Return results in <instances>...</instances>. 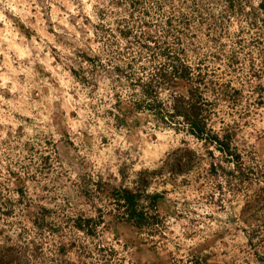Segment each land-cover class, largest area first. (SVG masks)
Masks as SVG:
<instances>
[{
	"label": "rangeland",
	"instance_id": "374dc122",
	"mask_svg": "<svg viewBox=\"0 0 264 264\" xmlns=\"http://www.w3.org/2000/svg\"><path fill=\"white\" fill-rule=\"evenodd\" d=\"M153 41L181 43L216 84L211 126L232 134L242 178L129 103L115 68L147 66ZM179 148L200 162L148 179L157 231L118 220L110 193ZM6 250V264H264V0H0Z\"/></svg>",
	"mask_w": 264,
	"mask_h": 264
},
{
	"label": "trees",
	"instance_id": "16d2710c",
	"mask_svg": "<svg viewBox=\"0 0 264 264\" xmlns=\"http://www.w3.org/2000/svg\"><path fill=\"white\" fill-rule=\"evenodd\" d=\"M120 35L125 38L127 33L120 32ZM151 43L153 47L140 46L150 53L147 66L139 64L134 68L137 62L133 60V64H125L124 70L115 68L116 77L125 81L132 93V96H128L129 103H132L135 111L146 113L156 124L183 131L206 150L211 148L218 152L224 162L233 165L235 172L242 178L244 169L240 155L232 145V134L226 129L215 131L211 126L214 103L208 100L207 95H220L216 94V84L209 80L200 62L195 64L189 60L181 43H177L175 48L158 47L156 41ZM135 92L137 94L134 95ZM115 107L120 115H114V118L117 123H122L124 119L119 101ZM207 154L213 158L211 151H207ZM199 162L195 151L179 148L167 154L156 170L139 172L133 188H120L110 193L115 217L136 228L157 231L160 225L156 208L161 196L147 194L148 179L161 178L163 174L175 179L192 170ZM210 167L212 171L216 169L214 164ZM91 222L86 220L87 225ZM8 254L9 250L0 254V264L7 263Z\"/></svg>",
	"mask_w": 264,
	"mask_h": 264
}]
</instances>
